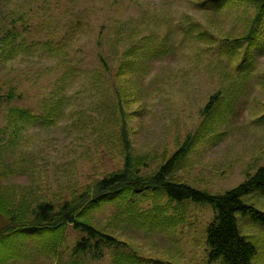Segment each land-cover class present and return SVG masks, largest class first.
<instances>
[{
  "label": "rangeland",
  "instance_id": "374dc122",
  "mask_svg": "<svg viewBox=\"0 0 264 264\" xmlns=\"http://www.w3.org/2000/svg\"><path fill=\"white\" fill-rule=\"evenodd\" d=\"M212 1L2 0L0 196L9 205L25 200L34 208L71 202L123 169L124 129L132 154L150 157L149 171H155L202 129L203 111L220 91L234 96L217 105L204 124L211 130L176 178L219 195L264 167V28L245 78L234 60L220 58V43L243 37L255 8H203ZM204 35L219 42L211 46ZM159 49L163 55H147ZM125 60L133 71L119 79ZM246 201L264 211L262 195ZM161 207L144 202L139 214L160 209L162 219L178 222L174 229L157 230L144 219L118 224L111 203L94 210L93 225L126 243L103 247L100 259L75 252L86 235L68 226L56 251L50 233L9 237L0 244V262L113 264L117 254H134L156 264H223L208 259L211 207L192 203L181 224L183 210ZM6 223L0 220V227ZM240 230L257 247L253 264H264V225L240 216ZM13 255L18 257L8 260Z\"/></svg>",
  "mask_w": 264,
  "mask_h": 264
},
{
  "label": "trees",
  "instance_id": "16d2710c",
  "mask_svg": "<svg viewBox=\"0 0 264 264\" xmlns=\"http://www.w3.org/2000/svg\"><path fill=\"white\" fill-rule=\"evenodd\" d=\"M1 2L2 0H0V4ZM234 4L253 6L255 15L243 37L228 36L223 38V42L220 43L219 56L220 58L226 57L229 61L234 60L238 71L247 78L255 65V55L252 53L255 52V48L261 46L259 42L261 34L258 29L259 27L264 28V0H214L208 5L202 6H204L203 8L210 7L215 12H221ZM201 40L207 41L211 46L219 42L214 37L207 35H204ZM164 51V49H159V51L150 52L147 55L154 54L153 57H157L163 55ZM129 68L130 71H133V67L128 61H122L118 78H124L128 74ZM123 92L124 89L118 87L116 94L118 97H123ZM233 96L234 93L226 91H220L213 95L203 111L206 121L210 119L223 97ZM121 110L125 111L123 106ZM123 114L125 115V113ZM205 122L200 131H197L194 136H189L184 145L170 159H165L155 171H149L150 157H135L132 154V143L124 129L122 140L126 160L123 169L110 174L107 178L97 182L93 188L89 187L82 195L74 198L71 202H66L61 207L42 204L34 208L25 200L20 201L17 205H9L7 202L12 203V201L0 196V220L10 221L9 224L6 223L0 227V244L15 234L36 231L52 234L53 239L56 238L57 242L54 248L56 251L60 242L65 241V238L60 234H64L68 226H73L75 230L86 235V238L78 244L75 252L78 255L93 254L100 259L103 247L120 245L125 247L126 243L120 242L116 236L105 233L93 225L91 213L99 209L98 207L107 203L116 205L117 214L114 216H116L115 220L118 224L124 221L123 218L127 219L126 223L129 226L136 224L139 219H144L145 223L149 222V225L158 226L157 230L163 228L172 230L178 224L173 217L162 219V210L160 209L153 210L151 212L153 215L144 217L139 214L140 205L144 202H152L155 207L162 205L161 208L165 212L175 206L176 212L184 211V215L179 221L181 224L187 213L185 210L193 203L209 206L215 213V219L208 227L206 238L209 262L253 264L258 250L241 234L240 216L249 217L254 223L264 225V211L246 201L248 197L255 194L264 197V167L259 168L254 175H249L247 180L235 189L219 195L201 191L176 178V174L190 158L195 147L207 137L208 130H211L205 128ZM124 124L127 126L126 122ZM3 135L4 130L0 127V138ZM44 249L50 248L44 247ZM132 255L117 254L113 264H156L154 261H146L142 258L138 260L134 254ZM16 257L18 256L13 255L8 260Z\"/></svg>",
  "mask_w": 264,
  "mask_h": 264
}]
</instances>
